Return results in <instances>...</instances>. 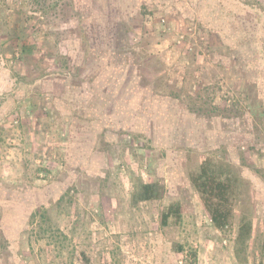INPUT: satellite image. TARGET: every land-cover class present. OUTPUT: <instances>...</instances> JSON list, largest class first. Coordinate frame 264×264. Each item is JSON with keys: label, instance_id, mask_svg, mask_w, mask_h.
Masks as SVG:
<instances>
[{"label": "rangeland", "instance_id": "374dc122", "mask_svg": "<svg viewBox=\"0 0 264 264\" xmlns=\"http://www.w3.org/2000/svg\"><path fill=\"white\" fill-rule=\"evenodd\" d=\"M0 261L264 264V0H0Z\"/></svg>", "mask_w": 264, "mask_h": 264}, {"label": "trees", "instance_id": "16d2710c", "mask_svg": "<svg viewBox=\"0 0 264 264\" xmlns=\"http://www.w3.org/2000/svg\"><path fill=\"white\" fill-rule=\"evenodd\" d=\"M191 184L199 194L203 207L210 216L213 226L221 231H226L230 228L235 217L234 202L236 199V188L233 182L213 172L208 165H203L198 173L192 175ZM155 188L156 185L154 184H145L140 199L149 201L156 198L157 190ZM183 199L184 201L186 200L185 203L191 200L188 191L184 192ZM183 204L180 202L174 203L162 213L161 226L163 228L169 225L171 218L177 222L182 219ZM46 213L47 211L45 209H38L32 214V220L37 218L44 220L47 218ZM251 233L252 222L248 219H243L237 232V247H244L250 239ZM176 252H183V247L179 245Z\"/></svg>", "mask_w": 264, "mask_h": 264}, {"label": "crops", "instance_id": "0c3cea01", "mask_svg": "<svg viewBox=\"0 0 264 264\" xmlns=\"http://www.w3.org/2000/svg\"><path fill=\"white\" fill-rule=\"evenodd\" d=\"M32 58H37V57H32ZM3 92H5V91H3ZM7 92V91H6ZM1 94H3L2 92H1ZM12 104H14V107H17V105L15 106V104H18V100H12L10 103H8V105L11 107V105ZM27 146V148H29L30 147V149L29 150H33V149H38L37 147H35L34 146V144L33 143H31V144H28V145H26ZM60 250H65V247L64 246H62V247H60L59 248ZM0 264H3L1 261H0Z\"/></svg>", "mask_w": 264, "mask_h": 264}]
</instances>
